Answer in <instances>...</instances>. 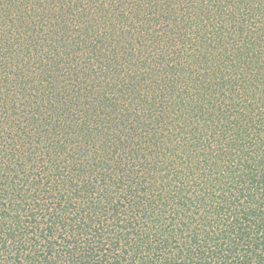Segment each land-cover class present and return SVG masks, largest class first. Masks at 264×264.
<instances>
[{
	"label": "trees",
	"instance_id": "1",
	"mask_svg": "<svg viewBox=\"0 0 264 264\" xmlns=\"http://www.w3.org/2000/svg\"><path fill=\"white\" fill-rule=\"evenodd\" d=\"M0 264H264V0H0Z\"/></svg>",
	"mask_w": 264,
	"mask_h": 264
}]
</instances>
